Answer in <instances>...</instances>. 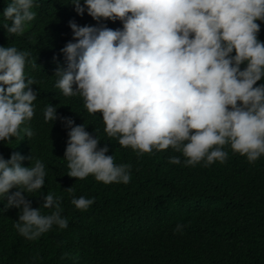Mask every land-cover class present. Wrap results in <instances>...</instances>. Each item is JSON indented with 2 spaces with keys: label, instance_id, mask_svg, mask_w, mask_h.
I'll use <instances>...</instances> for the list:
<instances>
[{
  "label": "clouds",
  "instance_id": "9594fccd",
  "mask_svg": "<svg viewBox=\"0 0 264 264\" xmlns=\"http://www.w3.org/2000/svg\"><path fill=\"white\" fill-rule=\"evenodd\" d=\"M75 11L87 14L97 26H69L73 41L62 54L66 67L55 70L56 87L65 97L80 96L89 114L102 113L105 132L118 137L122 147L138 154L170 147L185 157L186 166L205 161L224 163L230 145L233 152L254 163L264 155V42L258 39L264 21V0H72ZM34 0H12L3 17L8 36L25 33L36 18ZM119 20L123 29H111L101 21ZM235 53V55H233ZM30 53L15 46L0 47V142L19 135L35 112L36 81L25 77ZM246 67L241 70V65ZM45 121L67 126L65 159L68 177L99 182H130L131 165L114 163L107 146L76 125L60 118L48 104ZM24 132L33 135L29 128ZM96 132V130H95ZM13 152L0 156V197L6 208L21 209L14 227L28 240H36L53 225L68 227L62 217L60 197H43L33 208L24 193L42 189L45 166ZM169 163L180 164L178 156ZM13 189H17L12 192ZM74 193V186L65 190ZM95 200L73 197L71 203L87 210ZM54 209L42 214L41 209ZM182 224L176 226L181 231ZM39 257H34L38 259ZM63 258V257H62Z\"/></svg>",
  "mask_w": 264,
  "mask_h": 264
},
{
  "label": "trees",
  "instance_id": "16d2710c",
  "mask_svg": "<svg viewBox=\"0 0 264 264\" xmlns=\"http://www.w3.org/2000/svg\"><path fill=\"white\" fill-rule=\"evenodd\" d=\"M11 2L0 0V47L30 53L28 59L37 66L26 63L25 77L36 81L32 88L38 97L34 116L20 126L19 135L0 142V156L9 159L15 151L27 158L24 167L32 166V156L33 163L44 164V186L24 193L25 198L37 209L49 193L62 198L61 215L68 227L53 225L36 240H28L14 227L21 209L6 208L7 200L0 197V264H264V155L250 163L226 145L224 163L205 166V158L186 166L182 153L171 147L144 154L122 147L118 137L105 132L102 113L89 114L82 97H65L56 87L55 70L66 67L61 49L73 41L70 22L97 26V21L87 9L80 16L72 0H34L36 18L23 35L8 36L3 24L11 21L3 12ZM101 23L123 29L119 20ZM257 23L258 39L264 42V21ZM261 84L264 78L256 86ZM48 104L56 107L58 117L85 124L100 140L98 147L109 148L107 155L114 156L116 165H131L130 182L104 184L92 175L83 180L68 177L69 129L61 119L45 121ZM25 128L32 131L31 137ZM174 156L180 164L169 163ZM73 186L74 193L65 191ZM74 196L95 202L79 210L71 203ZM53 210L41 209L45 215ZM178 224L183 225L181 231H176Z\"/></svg>",
  "mask_w": 264,
  "mask_h": 264
}]
</instances>
